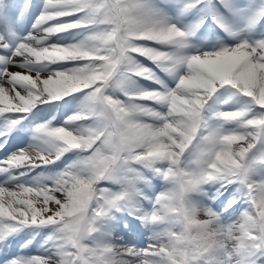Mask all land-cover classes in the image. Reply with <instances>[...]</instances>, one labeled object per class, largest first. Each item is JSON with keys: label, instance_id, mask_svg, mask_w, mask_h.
Listing matches in <instances>:
<instances>
[{"label": "snow or ice", "instance_id": "1", "mask_svg": "<svg viewBox=\"0 0 264 264\" xmlns=\"http://www.w3.org/2000/svg\"><path fill=\"white\" fill-rule=\"evenodd\" d=\"M0 264H264V0H0Z\"/></svg>", "mask_w": 264, "mask_h": 264}, {"label": "rangeland", "instance_id": "2", "mask_svg": "<svg viewBox=\"0 0 264 264\" xmlns=\"http://www.w3.org/2000/svg\"><path fill=\"white\" fill-rule=\"evenodd\" d=\"M13 70H16V69H13Z\"/></svg>", "mask_w": 264, "mask_h": 264}]
</instances>
